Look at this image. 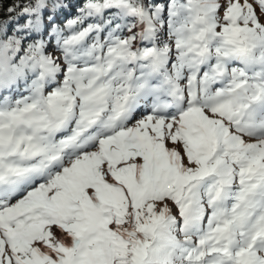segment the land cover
<instances>
[{"label":"snow or ice","instance_id":"snow-or-ice-1","mask_svg":"<svg viewBox=\"0 0 264 264\" xmlns=\"http://www.w3.org/2000/svg\"><path fill=\"white\" fill-rule=\"evenodd\" d=\"M66 7L0 20V264H264V0Z\"/></svg>","mask_w":264,"mask_h":264},{"label":"trees","instance_id":"trees-1","mask_svg":"<svg viewBox=\"0 0 264 264\" xmlns=\"http://www.w3.org/2000/svg\"><path fill=\"white\" fill-rule=\"evenodd\" d=\"M13 2V0H0V20L6 19V13L4 9ZM65 5L67 6L64 11L60 12L59 15L56 18V23L63 25L64 21L73 15H75L76 12V6L78 3L82 2V0H63ZM47 19V17H46ZM20 24L25 23V19H21L19 21ZM11 31V29H10Z\"/></svg>","mask_w":264,"mask_h":264}]
</instances>
